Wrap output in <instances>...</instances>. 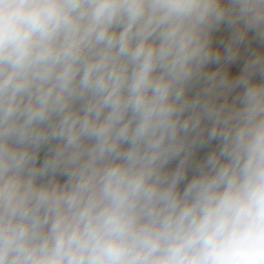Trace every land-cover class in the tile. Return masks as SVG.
I'll use <instances>...</instances> for the list:
<instances>
[{
	"label": "clouds",
	"instance_id": "1",
	"mask_svg": "<svg viewBox=\"0 0 264 264\" xmlns=\"http://www.w3.org/2000/svg\"><path fill=\"white\" fill-rule=\"evenodd\" d=\"M0 264H264V0H0Z\"/></svg>",
	"mask_w": 264,
	"mask_h": 264
},
{
	"label": "crops",
	"instance_id": "2",
	"mask_svg": "<svg viewBox=\"0 0 264 264\" xmlns=\"http://www.w3.org/2000/svg\"><path fill=\"white\" fill-rule=\"evenodd\" d=\"M222 31H223V32H220V31H219L220 33L215 35V39H216V40H220V39H224V38H225V36H226L227 33H226L225 29H222ZM242 63H243V61L241 60V62H239V63H237V64L230 65V66H229V67H230V70H231L233 73H237V72H239V71L242 69ZM215 67H217V66H216V65H210V66H209L210 69H214ZM215 143H216V142H213V144L210 145L208 149L200 150V151L197 153V157H196L197 160L202 159V158L206 155V153H207L208 150H210L212 147H215ZM42 155H43V153H42ZM59 179H61V182H63V179H64V178H59Z\"/></svg>",
	"mask_w": 264,
	"mask_h": 264
},
{
	"label": "rangeland",
	"instance_id": "3",
	"mask_svg": "<svg viewBox=\"0 0 264 264\" xmlns=\"http://www.w3.org/2000/svg\"><path fill=\"white\" fill-rule=\"evenodd\" d=\"M222 29H224L223 27L219 30L220 32H223L222 31ZM217 32L216 34H219L220 32ZM215 34V35H216ZM176 163H177V161H173L170 165H169V167L170 168H174L175 166H176ZM192 175H193V172L192 171H189V175H188V179H191V177H192ZM187 181H185V183H186ZM184 185H181V187H183Z\"/></svg>",
	"mask_w": 264,
	"mask_h": 264
}]
</instances>
